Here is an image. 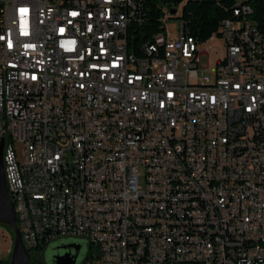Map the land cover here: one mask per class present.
I'll return each mask as SVG.
<instances>
[{"label": "built area", "instance_id": "1", "mask_svg": "<svg viewBox=\"0 0 264 264\" xmlns=\"http://www.w3.org/2000/svg\"><path fill=\"white\" fill-rule=\"evenodd\" d=\"M248 1L200 81L184 30L130 48L143 0H0V140L30 253L76 238L94 249L82 264H264V28Z\"/></svg>", "mask_w": 264, "mask_h": 264}, {"label": "trees", "instance_id": "2", "mask_svg": "<svg viewBox=\"0 0 264 264\" xmlns=\"http://www.w3.org/2000/svg\"><path fill=\"white\" fill-rule=\"evenodd\" d=\"M143 1L147 16L141 24H134L130 31L133 41L130 48L135 53H140L143 45L153 43L157 34L165 32L161 20L164 15L163 7H173L172 0ZM237 2V0L187 1L180 18L185 34L195 38L198 44H204L212 40L214 36H218L222 22L234 17ZM248 4L254 11L252 18L258 23L259 27L264 28V0H249ZM45 246L47 245L39 247L37 251H42ZM31 256L30 264H43L37 257L38 255ZM0 264H10V260L1 259Z\"/></svg>", "mask_w": 264, "mask_h": 264}, {"label": "rangeland", "instance_id": "3", "mask_svg": "<svg viewBox=\"0 0 264 264\" xmlns=\"http://www.w3.org/2000/svg\"><path fill=\"white\" fill-rule=\"evenodd\" d=\"M189 0H181V3L176 7V14L173 18L168 19L166 22V29L163 34H166L171 39L175 40L178 38L181 29L182 23L180 18L182 16V11ZM238 2H244L245 0H237ZM199 50L201 51V65L199 70V79L200 81L204 79L214 80V68L217 60L221 58L225 53L224 43L220 39H212L204 44L199 45ZM207 69L208 71L203 74V70ZM141 186L145 185L144 173L141 170ZM13 241L12 236L8 228L0 224V258L11 259V253L13 250ZM69 243H80L83 245L81 252V257L79 258V263L82 261L83 257L86 255L91 256L94 252L93 248H89L87 242L82 239L76 238H62L58 239L49 245L45 246L42 251H33L31 255H38L37 257L42 261L43 264H53L54 251L53 249L57 245L69 244ZM1 260V259H0Z\"/></svg>", "mask_w": 264, "mask_h": 264}, {"label": "water", "instance_id": "4", "mask_svg": "<svg viewBox=\"0 0 264 264\" xmlns=\"http://www.w3.org/2000/svg\"><path fill=\"white\" fill-rule=\"evenodd\" d=\"M181 3V0H172V13H176V7ZM4 148L5 139L0 140V224L5 225L11 231L13 236V250L11 253L10 264H30L32 256L26 248L20 229L17 223L15 206L9 194L4 168ZM9 231V232H10ZM83 245L80 243H69L57 245L54 251L53 264H77L76 256H73L70 250L80 252ZM68 251L60 254V252Z\"/></svg>", "mask_w": 264, "mask_h": 264}, {"label": "flooded vegetation", "instance_id": "5", "mask_svg": "<svg viewBox=\"0 0 264 264\" xmlns=\"http://www.w3.org/2000/svg\"><path fill=\"white\" fill-rule=\"evenodd\" d=\"M87 245H88V247H90L89 244H87ZM66 252H68V251L60 252V254H63V253H66ZM69 252H71V254L73 256H76L77 264H82L85 261V259H86V255H85L83 257L82 261L79 263V258L81 257L82 248H81L80 252H75L74 250H70Z\"/></svg>", "mask_w": 264, "mask_h": 264}, {"label": "bare ground", "instance_id": "6", "mask_svg": "<svg viewBox=\"0 0 264 264\" xmlns=\"http://www.w3.org/2000/svg\"><path fill=\"white\" fill-rule=\"evenodd\" d=\"M181 30H184V29H183V25H182V29H181Z\"/></svg>", "mask_w": 264, "mask_h": 264}, {"label": "crops", "instance_id": "7", "mask_svg": "<svg viewBox=\"0 0 264 264\" xmlns=\"http://www.w3.org/2000/svg\"><path fill=\"white\" fill-rule=\"evenodd\" d=\"M0 259H3V258H0Z\"/></svg>", "mask_w": 264, "mask_h": 264}]
</instances>
